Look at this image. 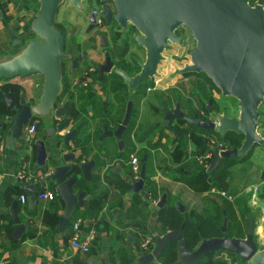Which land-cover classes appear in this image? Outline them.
Returning a JSON list of instances; mask_svg holds the SVG:
<instances>
[{"label": "water", "instance_id": "1", "mask_svg": "<svg viewBox=\"0 0 264 264\" xmlns=\"http://www.w3.org/2000/svg\"><path fill=\"white\" fill-rule=\"evenodd\" d=\"M38 7L28 30L32 37L25 39L18 48L0 57V80L14 76H26L33 73L42 75L41 93L34 103L25 99L24 92L19 91L14 97L11 90L4 91L0 84V100L7 111H0V131L9 123L8 130L12 142H16L24 123L32 118L43 122V130L47 138L35 140L34 170L47 171L44 178L38 180L42 185L44 180H51L56 187V193L64 202L63 211L58 217V230L67 231L72 212L76 205L84 203V189L74 192L79 179H89L94 159L81 162L80 172L72 173L75 163L50 165L55 153L49 145H69V140H76L77 128L68 129L71 124V100L58 101L62 90L61 61L66 58L63 51V36L54 25L59 5L64 0H37ZM83 0H67V7L76 11H84ZM112 1L115 5L113 17L125 25L129 21L142 33L137 40L146 47V57L141 63V69L133 77H127L120 72L130 89L144 81L146 76L157 75V67L163 58L162 51L169 47V42L180 41L174 29L186 25L191 31V37L197 39L196 46L190 51V63L177 69V72L203 70L215 82L223 95H231L236 99L238 114L228 116L227 113H217L213 120H203L185 115L178 106L165 111L164 124L172 114L183 117L188 123L196 124L204 129H211L220 136L228 131H234L243 136L237 147L213 149V156L206 167L211 172L223 157H244L255 146L264 153V135L258 129L263 123L259 120V104L264 100V7L261 0L250 5L247 0H102ZM108 9V10H106ZM1 12V9H0ZM104 14L111 16L108 5L104 6ZM131 102H128L126 114L115 130H103L98 140L116 138L123 145L121 131L128 122ZM65 132L60 138L55 133ZM53 147V146H52ZM122 148V147H121ZM52 149V150H51ZM64 160H74V151L63 154ZM146 154L141 157V168L138 179L124 176L133 192L143 189L146 179ZM254 167V165H253ZM264 169L261 170V179ZM34 180L24 184L27 201L30 206L35 201ZM166 192L162 193L156 205L161 208L166 204ZM13 201L10 211L13 219L11 235L15 240L29 221H20ZM176 207L183 211L180 201ZM225 214V212L223 211ZM86 227V225H85ZM226 217L220 226L223 234L203 238L198 245L191 249L187 246L182 230L168 229L162 235H154V246L150 251H143L140 245L128 235L135 251L139 253L138 261L149 262L156 260L163 248L170 241L176 243L177 262L181 264H196L209 251L226 249L248 260L249 264H264V246L258 247L254 238L255 216L248 213L246 236H230L226 232Z\"/></svg>", "mask_w": 264, "mask_h": 264}, {"label": "crops", "instance_id": "2", "mask_svg": "<svg viewBox=\"0 0 264 264\" xmlns=\"http://www.w3.org/2000/svg\"><path fill=\"white\" fill-rule=\"evenodd\" d=\"M37 7V0H0V57L12 53L25 39L32 37L28 27ZM41 82L42 75L39 73L0 80L1 85L12 83L20 86L16 94L12 91L13 96L17 97L19 91H23L25 99L30 103H34L40 95ZM64 91V96L59 97L58 101L71 100L72 119L68 129L77 128L76 140H69L68 146L62 143L55 146L49 145L48 148H52L55 153L50 165L75 163L72 173H79L82 161L89 159L95 161L90 170L91 177L89 179L81 177L79 183L74 187V192L84 189L86 193L83 198V205L75 206L70 220L71 223L75 218L81 217V237H85L91 231L94 233L90 250L82 253L72 248L70 223L67 226V231L60 232L58 230V217L64 206L59 195L56 193L58 197L55 196L53 200L37 196V193L44 189L56 192V187L51 180H44L42 185L36 183L51 170L36 171L32 169L36 155L35 140L47 138L43 130V122L39 118H32L24 123V126L32 121L37 123L36 131L30 141L23 140V131H21L16 142H12L8 130L9 123L4 130L0 131V264H166L161 256L154 261L140 263L138 261L139 253L135 251L131 241L128 240V235H131L138 244L149 236L154 241V235H162L166 228L170 229L168 226L163 227L160 223L158 218L159 207L146 200L143 193L146 188H149L158 199L162 193L166 192L167 201L164 206L176 207V201H180L184 207L183 211L180 212L184 213H191L193 210L195 213L201 212L203 208L210 210L214 205H220L222 214L226 217L227 226L236 230V233L231 235H242L240 233L242 224L239 222L240 211L230 200L223 197H213L209 194V190H193L181 179L182 171L186 173L184 175H188L197 165L194 158L197 153V146L191 139L187 138V148L182 143L184 138L179 139L185 149V156L182 161L184 169L180 170L182 173L179 172L178 165L174 164L169 156L165 164L155 165L154 159L157 155L152 150L154 148L152 144L158 142V145L162 146L167 139L168 128L161 130L155 127L153 113L148 116L153 127H148L145 133H137L135 137L132 134H125L127 140H130L127 141L130 142V149L125 150V147L118 148L114 137L98 140L102 130L99 127L95 109L94 107L87 111L84 109L85 98L81 92L75 89L71 80L67 81L66 86L64 84ZM168 96L172 100L170 93ZM149 105L152 109L155 108V104L153 105L152 102ZM235 110L236 112H234ZM232 111L234 115L238 112L237 109L233 108ZM260 116L259 120L263 123L261 127L264 129V103L260 108ZM182 124H175V127L182 126ZM191 128L198 132L197 128L193 126ZM64 132L65 130L55 133V138H60ZM170 133L172 138H168L169 142L174 144L178 140L175 139L177 138L176 132L170 131ZM150 136L152 138L148 140ZM242 138L243 136L241 140ZM140 150L147 152L137 155L142 157L143 154H146V160L149 156V161L145 163L146 179L143 189L133 192L129 190L130 186L124 181V176L127 174L126 164L129 155L131 153L136 154ZM68 151L75 152L76 158L74 160H64L63 154ZM260 156L264 160L262 151H260ZM243 161L233 162L228 166V170L234 166L239 167ZM20 169H25L26 178L18 177ZM255 169V164H249L244 169L245 176L255 177L254 180L258 176L261 178L262 169L259 171V175L253 176ZM231 179L228 171L221 189L232 190L236 183L238 184L237 189L241 186L239 181L233 182ZM29 180H34L36 183L34 190L36 198L32 206L27 201V193L23 187ZM149 182L151 185H148ZM254 183L252 182V184ZM22 193L26 195L25 202L20 200ZM202 198L203 201H201ZM15 200V209L20 216V221H29L17 240L11 235L14 222L10 207ZM224 206L227 207V210ZM231 207L234 214L232 224L231 222L228 223L231 216L229 208ZM262 220L264 221V215ZM199 227L197 226V234L201 237L202 232ZM263 228L264 224L258 227L259 237L263 234Z\"/></svg>", "mask_w": 264, "mask_h": 264}, {"label": "flooded vegetation", "instance_id": "3", "mask_svg": "<svg viewBox=\"0 0 264 264\" xmlns=\"http://www.w3.org/2000/svg\"><path fill=\"white\" fill-rule=\"evenodd\" d=\"M247 1L250 5L258 2V0ZM82 3L84 11H76L74 7L68 8L67 0H64L59 5L56 13L54 25L62 33L63 51L68 55L61 61L63 88L57 98L64 96V84L66 86L67 81L71 80L75 89L81 92L85 98L84 109L87 111L91 107H94L101 130H103V126H106L108 130L118 128L126 114L127 105L130 101L131 108L128 122L121 131V139H123L124 144L122 146L119 145L116 139L118 148L125 147V150H128L130 149V142L127 141L130 140H127L125 134H132L135 137L137 133H145L146 129L152 126L148 120V116L153 113L149 104L152 99V80L154 76H146L141 84L134 89H130L128 83L125 82L124 76L116 70H120L127 77H133L140 71L141 63L146 57L145 45L140 44L137 40V37L142 36V33L129 19L123 25L113 17L115 5L112 1L83 0ZM261 4L264 7V0H261ZM105 5H108L112 11V15L109 17L104 14ZM60 11L63 12L61 26L58 23ZM69 11L77 14L74 22L80 21L81 29L78 28L79 26H74L73 21H70L66 16ZM174 33L180 38V41H168L169 47L162 51V55L164 52L175 49L176 46L182 48L191 44V49L188 51L189 61L177 68L179 69L185 64L190 63V51L196 46L197 39L191 37L190 29L184 24L178 25L174 29ZM178 74L182 77V89L189 94L182 100H171L168 95L160 99V106L158 108V112L162 115L160 126L174 132L175 124L183 123L191 125L202 132L209 133L211 129H204L196 124L188 123L177 114H172L169 117L168 125L164 124L165 111L174 109L177 106L185 115L203 120H213L217 113H227L228 116H236L238 114V112L236 115L232 113V108L238 110L236 99L231 95H223L213 79L205 71L200 69L197 71L178 72ZM262 103H264V100H262L259 106ZM128 171L129 164L127 159V175ZM218 226L220 229L219 224ZM227 233L230 236L236 237L246 236V230L242 235ZM170 242L175 243V241ZM213 254V251L207 252L196 264H200L203 259ZM234 255V257L240 258L239 260L249 264L248 260L243 259L240 255L236 253ZM212 259H220V257L215 254L212 256ZM221 260L225 259L221 258Z\"/></svg>", "mask_w": 264, "mask_h": 264}, {"label": "rangeland", "instance_id": "4", "mask_svg": "<svg viewBox=\"0 0 264 264\" xmlns=\"http://www.w3.org/2000/svg\"><path fill=\"white\" fill-rule=\"evenodd\" d=\"M63 8V6H61ZM61 8V9H62ZM63 12L60 11L59 13V18H58V23L61 26V18H62ZM70 21H73L74 26L78 27L79 29H81V24L79 23L80 21H77V23L74 22V20L77 17V14L74 13L73 11H69L68 15H66ZM79 37H80V33H79ZM191 44H189L188 46L179 48L178 46L175 47V49L171 50V51H167L164 52L163 54V58L162 61L160 62V66L158 65L157 70H158V74L156 77L153 78L152 80V85H153V90H152V99L151 102L154 105V109H152L153 115L155 117L153 123L154 126H157L159 129L163 130V126H160V120L162 118V115L158 112V108L160 106V103H156L158 100L162 99L163 97H166L169 93L172 97L173 100L175 99H184L185 97H187V95L189 94L188 92L184 91L182 89L181 86V79L182 77L179 76L178 72H177V68L182 66L184 63L189 61V57H188V51L191 49ZM11 47V46H10ZM177 53V54H176ZM176 68V70L174 71V69ZM174 71V73H172ZM3 79H7V78H3ZM196 98V97H194ZM259 108H261V106H259ZM261 119V116H260ZM184 126V124H182ZM160 126V127H159ZM258 129L260 130V132L262 134H264V129L263 127L259 126ZM175 132H176V128H175ZM199 133L204 134V136L207 138V143H209V135L213 138V139H219V140H224L226 137L224 136H220L217 132L210 130L209 133L208 132H202L200 130H198ZM153 134V133H151ZM162 134V133H160ZM155 135V134H154ZM153 135V136H154ZM167 139L165 140V142L162 144V146L153 143L152 147H154L152 150L154 153H156V157L154 159V163H156L155 165H159V163H166V159L169 156V152L172 146V143L169 142L168 138H172L170 130L168 129V133H167ZM152 136L149 137L148 140H151ZM188 139L184 138L182 139V143L183 146H185L187 148V143ZM227 146V145H226ZM159 147V148H158ZM142 154L143 150H140L139 152H137L136 154ZM159 153V154H158ZM249 155H247V159H245L243 161V163H240L239 167L238 166H234L233 168H229V173L232 177L231 181L233 182H237L239 181L241 186L237 189L238 184L236 183L235 185H233L234 187L232 188V190H229L233 197V200L231 201L234 206H236L239 211H240V216H239V222L242 224L241 228L242 231H240L241 234L245 233V230L247 229V213H252L255 216V228H254V238L257 241L258 247H263L264 246V228L262 231V236L259 237L258 236V227L261 224H264V221L262 220V216L264 215V195L262 194L263 191V187H264V183L261 181V178H259V176L256 178V180H254V178H251L250 176L247 177L245 176V171L244 169L249 165V164H255L256 165V169L255 171H253V176L259 175V171L264 168V160L261 159L260 156V150L258 149L257 146H255L254 148H252L251 151L248 152ZM197 154V153H196ZM245 157V156H244ZM234 159V162H238L240 161L239 159H241L242 157L239 156H233V157H223L224 161L226 159ZM196 162V161H195ZM197 164V163H196ZM167 166V165H166ZM198 166V164L196 165ZM165 169V168H164ZM252 182L258 183L261 190V193H258V196L256 198V200H253L251 197V191L248 189V187H251ZM148 185H151V183L149 182ZM150 192V194H148ZM210 195H212L213 197H217V198H221L218 193L217 190H210L208 191ZM143 193L145 194V198L146 200L148 199V195L153 197V198H157L152 191L149 190V188H146L145 191H143ZM201 201H203V198L201 199ZM231 211V216L230 219L228 221V223L231 222L232 224V218H233V212H232V207L229 208ZM224 217L222 218V216L220 217V219H218L217 221L220 222V226L223 223ZM227 226V224H226ZM230 226H227V228ZM226 228V229H227ZM221 230V229H220ZM226 232H230V234H234L236 233V230L232 229L231 227L228 228L226 230ZM213 255H217L218 257H220V259H225L226 264H247L246 262H243L241 260H239L240 258L238 257H234V253L233 252H228L226 249H219V250H215V252L213 251ZM213 255H209L207 258H205V261L207 260H212V256ZM204 260V259H203ZM200 264H203L202 262Z\"/></svg>", "mask_w": 264, "mask_h": 264}, {"label": "trees", "instance_id": "5", "mask_svg": "<svg viewBox=\"0 0 264 264\" xmlns=\"http://www.w3.org/2000/svg\"><path fill=\"white\" fill-rule=\"evenodd\" d=\"M4 90L10 89L16 94L20 89V86L14 85L12 83H4L2 85ZM1 95V93H0ZM0 111H7L6 106L0 100ZM176 135L178 139L177 142L172 144L169 158L170 160L178 165L179 172L184 169L182 167V161L185 156V149L182 147L179 139L189 138L191 139L195 145L197 146V153H201L208 149L209 144L207 143V138L204 134L196 132L191 128L190 125H182L175 127ZM225 139L221 140L227 147L239 146L241 142L242 135H238L236 133L228 132L225 134ZM147 152V151H143ZM249 155V153L247 154ZM246 155V156H247ZM148 156V154H147ZM242 157L239 159L240 161L245 160L247 157ZM149 158V156H148ZM147 158L146 161H149ZM234 162V159H226L224 161L221 158L220 163L217 167H215L211 172H207L206 168L203 166H196L195 169L188 175H184V171H182L181 179L188 184L190 188L196 191H204V190H215L221 189L222 183L225 181V178L228 174V166ZM175 177V176H174ZM177 178V177H175ZM58 197V196H56ZM225 210L227 207L224 206ZM222 216V209L220 205H214L212 209L203 208L201 212H196L193 210L187 213L180 212L174 206H164L158 209V218L163 227L168 226L170 229L182 230V235L186 241V244L189 248H194L203 238H208L211 236L221 235L222 232L219 229L217 220ZM197 226L201 228V237L197 234ZM228 252H231L227 250ZM161 257L166 264H181L177 262L176 256V246L174 242L168 243L162 250ZM203 264H226L225 260L221 259H212V260H202Z\"/></svg>", "mask_w": 264, "mask_h": 264}, {"label": "built area", "instance_id": "6", "mask_svg": "<svg viewBox=\"0 0 264 264\" xmlns=\"http://www.w3.org/2000/svg\"><path fill=\"white\" fill-rule=\"evenodd\" d=\"M74 81H75V79H74ZM36 128H37V123L35 121L27 123L22 130L23 131V140L24 141H30L32 139V136L34 135V133L36 131ZM209 143L210 144H209L208 149H206L205 151H203L201 153L195 154V157H194L196 163L200 166L205 167V168L208 166L209 161L213 156V149L215 147H218L219 149L228 148L221 140L216 139V138L213 139L210 135H209ZM128 164H129L128 176L130 178H133V179H138L140 168H141L140 157L135 153H131L129 156V159H128ZM18 177L19 178H26L25 169H20L18 171ZM261 181L264 183V178L261 179ZM248 189L251 191V197L253 200H256L258 193L259 192L261 193V190H262L258 183L252 184L251 187H248ZM215 190H217V193L220 197H223V198L230 200V201L233 200L234 196L228 190H226V189H215ZM262 192L264 194V187H263ZM148 194H150V192ZM37 196L40 198L53 200L56 196V192L54 190H50V189L45 190L44 189V190H40L37 193ZM147 198H148L147 199L148 202L151 204H154V205L158 201L157 198H153L149 195ZM20 200L22 202L26 201V195L24 193L20 194ZM81 223H82L81 217L75 218V220H73L70 223V225H71L70 244L74 250L82 252V253H86L90 250V244H91V241L94 239V233L91 231L85 237H81V235H80V230H81V225H82ZM139 245L143 251L147 252L153 248L154 241H153L152 237L149 236V237L143 239L139 243Z\"/></svg>", "mask_w": 264, "mask_h": 264}]
</instances>
